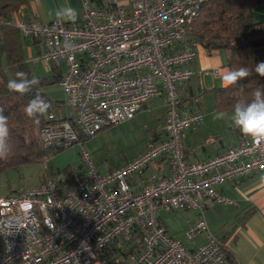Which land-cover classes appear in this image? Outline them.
Instances as JSON below:
<instances>
[{
	"label": "built area",
	"instance_id": "obj_1",
	"mask_svg": "<svg viewBox=\"0 0 264 264\" xmlns=\"http://www.w3.org/2000/svg\"><path fill=\"white\" fill-rule=\"evenodd\" d=\"M213 0H106L83 5L79 22H25L18 13L0 18L1 27L42 45L41 60L60 73L69 119L49 115L38 133L44 147L80 146L84 173L67 189L45 178L35 187L0 197V264H112L107 255L127 252L141 237L134 264H225L224 244L211 235L203 200L229 205L225 184L264 170V142L239 144L206 161L185 160L181 135L203 121L200 111L182 114L176 85L193 76L199 43L188 37L202 6ZM69 39L71 52L63 49ZM221 68L209 71L222 82ZM202 90V89H201ZM165 102L166 139L150 142L130 162L99 174L84 143L101 131L131 121L148 101ZM161 158L168 174L152 177L138 192L128 179ZM195 212L184 241L168 236L158 213ZM207 240L190 249L201 235ZM116 264H129L120 260Z\"/></svg>",
	"mask_w": 264,
	"mask_h": 264
},
{
	"label": "crops",
	"instance_id": "obj_2",
	"mask_svg": "<svg viewBox=\"0 0 264 264\" xmlns=\"http://www.w3.org/2000/svg\"><path fill=\"white\" fill-rule=\"evenodd\" d=\"M18 1H20L18 8L6 16L18 13L21 19L25 22L33 20L41 24H48L57 21L54 15H49V12L54 13L55 10L61 6L71 5L77 9L78 18L75 21L77 23L81 19L83 5L86 2L93 7H101L106 2V0ZM260 17L264 18V13L260 14ZM255 18L257 19L256 15ZM259 21L262 20L259 19ZM65 23L69 24L72 22ZM19 35L22 42L24 60L32 70L33 75L37 78L50 76L49 68L41 60L42 45L38 42L23 38L20 33ZM227 61L228 54H224L223 51L209 52L199 46L197 50V58L192 64L193 76L185 86H179L177 88L179 89L178 99L179 110L181 113L185 114L200 111L203 114V121L199 126L187 130L181 135L180 140L182 150L185 160L188 163L213 159L226 152L228 149L237 146L241 141L239 135L233 129L235 127L231 126L230 122L216 121L213 119V113L216 112L214 108L213 94V101L207 109L202 106L201 103L203 99L202 96L200 97V91L208 90L212 92L216 88L224 87L219 81H214L210 77L209 71L221 68L223 72H227ZM63 97L64 99L59 103L60 108L58 114L61 118L69 119L73 116V110L65 104V96L63 95ZM148 103L149 101L144 104L141 110L145 109ZM159 116V123L162 124V130L159 134L156 133L157 131H152L148 139V144L153 141L166 139L164 131V101L162 102V113ZM125 124L126 123L114 127H122ZM97 135L94 138L87 140L83 147L89 149V151L97 149ZM114 135L115 137L125 138V133L122 130L116 131ZM148 144L140 147V149L130 157H126L123 162L105 170H101L100 173L97 172L99 174H105L109 171L116 170L120 165L130 162L140 155L147 148ZM62 154L64 156L62 157L61 163H67V166L63 167L64 169L70 167L74 161L79 164V168H83L80 162L79 145H73L70 148L63 150L60 155ZM58 170L59 168H57V173H59ZM168 170L169 166L165 158L154 161L142 173L133 175L128 179L131 190L133 192L140 191L150 178H162L168 174ZM83 173L84 171H80L79 174L75 173V177H71L69 183L64 185L62 189L64 190L70 187V185L75 183ZM262 174H264V170L261 172H255L246 177L237 178L220 188L219 192L231 202L229 205L212 202L206 199L203 200V217L207 230L211 235L224 244V249L227 253L225 264H264V186L259 185L261 182L260 175ZM48 177H52L51 174L48 175ZM60 177L61 175L58 176L56 180L60 181ZM195 214L196 213L192 214L193 216L191 221H189V226L198 219V214ZM159 218L164 225L163 218L161 216H159ZM167 234L172 239L178 240L169 235L168 230ZM206 240L207 236L203 234L197 238L194 244L188 245V247L194 249L202 245Z\"/></svg>",
	"mask_w": 264,
	"mask_h": 264
},
{
	"label": "trees",
	"instance_id": "obj_3",
	"mask_svg": "<svg viewBox=\"0 0 264 264\" xmlns=\"http://www.w3.org/2000/svg\"><path fill=\"white\" fill-rule=\"evenodd\" d=\"M19 2L1 0L0 18L17 9ZM260 7L264 8V0H213L202 6L199 16L190 26L188 37L196 40L205 50L227 52L228 70L246 67L250 71V75L236 85L216 88L212 91L216 112L231 111L238 100H251L255 90H264V77L253 70L256 64L264 62V44L257 47L252 45L255 40H264V21H257L255 18V10ZM17 72L26 73L29 79L34 76L24 60L19 32L14 28L0 26V108L8 117L11 149L7 158L0 159V176L7 171H18L26 165L46 163L49 157L63 151V149L44 147L38 137L40 129L49 123V115L62 119L58 114L59 103H54L57 113L51 106L42 116L30 118L25 114L26 105L36 96H41L50 105L52 104L44 94L43 88L57 84L60 73L52 68L50 71L52 75L36 77L39 84L29 93L20 95L10 92L7 88L8 80L15 78ZM233 129L240 139L244 138L239 129ZM68 168L63 170L60 181L56 180L54 173H51V178L56 181L59 189L67 185L75 174ZM130 244L129 253H122L120 256L114 254L112 247L109 248L107 255L110 262L116 264L120 260L126 261L140 247L141 237L132 236Z\"/></svg>",
	"mask_w": 264,
	"mask_h": 264
},
{
	"label": "rangeland",
	"instance_id": "obj_4",
	"mask_svg": "<svg viewBox=\"0 0 264 264\" xmlns=\"http://www.w3.org/2000/svg\"><path fill=\"white\" fill-rule=\"evenodd\" d=\"M255 12L257 16L256 20L259 21L260 19L263 21L264 18H261L260 14L264 13V8L260 7L256 9ZM41 49V51H43V47H41ZM223 52L224 54H227L226 51ZM186 83L176 85L177 96L179 95V89L177 88L179 86H185ZM62 90L60 83L43 88L44 94L52 102L51 108L55 113H57V109L54 107V103H61L64 99V92H62ZM165 96L166 94L163 93L162 97L150 100L146 108L138 112L134 119L126 123L124 126L113 127L114 129L110 127L101 133H98L96 138L97 149L89 151V149L86 148V150L90 153L91 160L99 173L101 170H105L123 162L126 157H130L132 154L136 153L140 147L148 144V139L152 131H157V134L161 132L162 124L159 123V115L162 113V102L164 101ZM201 96L203 99L201 102L202 106L207 109L213 101L212 92L208 90L200 91V97ZM118 130L124 131L125 138L115 137L114 133ZM60 154L49 157V161H47L49 165L47 162H43L42 164H30L21 167L18 171H7L2 174L0 176V197H5L15 192H22L35 187L41 183V180L43 182L51 173H54L56 178L63 175V167H66L67 163H61L64 155ZM57 168H59V173H57ZM68 169L77 174H79L80 171H84V168H79V164L75 161ZM74 177L75 176L72 175V178ZM194 213L195 212L190 211L177 213L159 212L158 216L163 218L164 226L167 228L169 235L178 240L184 241L185 233L189 228V221H191L192 214ZM130 248L131 244L127 247L128 253ZM126 261L129 264H134L131 256H129Z\"/></svg>",
	"mask_w": 264,
	"mask_h": 264
},
{
	"label": "clouds",
	"instance_id": "obj_5",
	"mask_svg": "<svg viewBox=\"0 0 264 264\" xmlns=\"http://www.w3.org/2000/svg\"><path fill=\"white\" fill-rule=\"evenodd\" d=\"M49 15H54L58 22L74 23L78 18V11L71 5H64L55 10L54 13L49 12ZM74 47L75 45L69 39H66L63 43V49L66 52H71ZM253 70L259 76L264 77V62L256 64ZM249 75L250 71L246 67H241L228 70L221 79L228 86H233ZM38 84L39 80L35 76L29 79L26 73L17 72L15 78L8 80L7 88L10 92L25 95ZM50 107L51 105L47 100L41 96H36L26 105L25 114L30 118L42 116L48 112ZM213 119L230 122L231 126L239 129L244 137L251 138L255 144L264 142V90H255L251 100H238L232 106L231 111L213 113ZM9 139L8 117L4 115V110L0 108V159H5L9 155L11 150ZM260 180L259 185L264 186V174L260 175Z\"/></svg>",
	"mask_w": 264,
	"mask_h": 264
},
{
	"label": "water",
	"instance_id": "obj_6",
	"mask_svg": "<svg viewBox=\"0 0 264 264\" xmlns=\"http://www.w3.org/2000/svg\"><path fill=\"white\" fill-rule=\"evenodd\" d=\"M264 44V40H255L252 42V45L254 47H257V46H260V45H263Z\"/></svg>",
	"mask_w": 264,
	"mask_h": 264
}]
</instances>
